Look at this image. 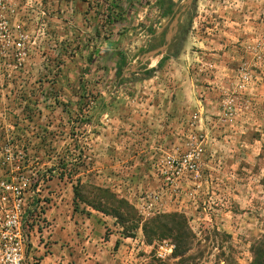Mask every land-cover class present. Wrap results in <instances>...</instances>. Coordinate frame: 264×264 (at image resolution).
Wrapping results in <instances>:
<instances>
[{
	"label": "rangeland",
	"instance_id": "obj_1",
	"mask_svg": "<svg viewBox=\"0 0 264 264\" xmlns=\"http://www.w3.org/2000/svg\"><path fill=\"white\" fill-rule=\"evenodd\" d=\"M130 1L121 27L127 0H0V183L25 191L26 263L250 264L264 0H174L164 18Z\"/></svg>",
	"mask_w": 264,
	"mask_h": 264
},
{
	"label": "built area",
	"instance_id": "obj_2",
	"mask_svg": "<svg viewBox=\"0 0 264 264\" xmlns=\"http://www.w3.org/2000/svg\"><path fill=\"white\" fill-rule=\"evenodd\" d=\"M18 48L22 43L18 42ZM0 264H27L28 235L25 224L27 209L23 205L25 191L14 182L0 183ZM168 244H161L158 256L170 252Z\"/></svg>",
	"mask_w": 264,
	"mask_h": 264
},
{
	"label": "trees",
	"instance_id": "obj_3",
	"mask_svg": "<svg viewBox=\"0 0 264 264\" xmlns=\"http://www.w3.org/2000/svg\"><path fill=\"white\" fill-rule=\"evenodd\" d=\"M128 3L125 6L123 2L118 3L117 10L119 11L118 16H112V22H115L119 24L121 27H124V24H126L129 20V17L131 14H137L138 10L143 8V5H140L138 7H133V4H135L133 1L127 0ZM158 4V10L160 14V18L167 17L169 15H174V6L175 1L174 0H157ZM187 27L181 26L179 29L180 36L178 37L177 41L175 43H178L181 45L185 39V36L187 34ZM119 58L117 62V75H121L123 73V67L126 64L127 57L122 52H118ZM177 53L164 55L162 59L158 62V67H161L164 65V63L171 57H176ZM156 70V67L153 68H145L143 70L144 76L150 77L153 72ZM250 264H264V234L263 236L254 243L253 245V259L251 260Z\"/></svg>",
	"mask_w": 264,
	"mask_h": 264
},
{
	"label": "crops",
	"instance_id": "obj_4",
	"mask_svg": "<svg viewBox=\"0 0 264 264\" xmlns=\"http://www.w3.org/2000/svg\"><path fill=\"white\" fill-rule=\"evenodd\" d=\"M27 235H28V244H27V247H28V245L32 242V234L31 233H27Z\"/></svg>",
	"mask_w": 264,
	"mask_h": 264
}]
</instances>
